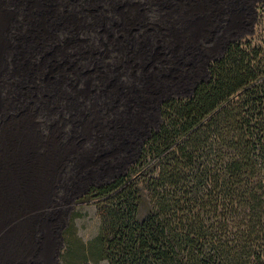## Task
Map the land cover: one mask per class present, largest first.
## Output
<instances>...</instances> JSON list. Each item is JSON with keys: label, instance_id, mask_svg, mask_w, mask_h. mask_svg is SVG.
Segmentation results:
<instances>
[{"label": "trees", "instance_id": "16d2710c", "mask_svg": "<svg viewBox=\"0 0 264 264\" xmlns=\"http://www.w3.org/2000/svg\"><path fill=\"white\" fill-rule=\"evenodd\" d=\"M160 112L128 172L85 195L102 198L104 258L264 264V32L229 42Z\"/></svg>", "mask_w": 264, "mask_h": 264}, {"label": "rangeland", "instance_id": "374dc122", "mask_svg": "<svg viewBox=\"0 0 264 264\" xmlns=\"http://www.w3.org/2000/svg\"><path fill=\"white\" fill-rule=\"evenodd\" d=\"M224 1L213 0L212 4L221 6ZM163 2L10 0V70L8 82L7 76L3 81L4 89L0 86V111L35 115L45 113V108H65L67 101L85 100L80 90L84 83L97 78L104 67L112 63L121 66L126 61L123 49L119 51L122 46L127 56L135 58L134 63H125L120 77L110 75L115 88L105 95L106 127L92 145L101 154L102 164L114 165L106 179L112 178L106 183L126 174L137 161L151 130L161 122V103L171 97L190 95L194 85L208 78V61H213L205 58L199 72L195 59L198 53H212L213 49L208 48L214 44L209 39L213 35H207L208 40L199 36L190 45L169 30L157 27L152 33L148 31L147 22L156 14L153 6ZM182 2L196 4L195 0ZM260 3L258 34L264 30ZM231 12L229 8L217 10L213 31L224 24L222 21ZM173 30L176 33L177 29ZM130 31L144 35L141 46L131 48L133 52L129 51L126 37ZM106 74L101 73L104 80ZM89 200L97 208L102 198ZM95 229L90 227L86 241L92 248L100 244V227L96 232ZM92 260L91 264H109L103 258L99 262Z\"/></svg>", "mask_w": 264, "mask_h": 264}, {"label": "crops", "instance_id": "0c3cea01", "mask_svg": "<svg viewBox=\"0 0 264 264\" xmlns=\"http://www.w3.org/2000/svg\"><path fill=\"white\" fill-rule=\"evenodd\" d=\"M182 1L154 5L156 14L153 20L148 18L147 27L151 33L157 27L169 30L190 45L199 36L213 35L209 39L214 44L208 49L214 52L195 55L199 72L205 58L220 57L231 40L258 34L262 0H225L221 6L212 4L213 0H195L192 6ZM218 7L232 12L213 31ZM10 8V0H0L2 90L10 70ZM142 36L136 31L126 34L129 51L141 46ZM120 50L126 61L102 68L97 78L84 83L80 90L85 100L67 101L65 108H45V113L35 115L0 111V264H91L92 259H106L102 243L92 248L86 242L92 225L95 232L98 227L101 230V220L85 195L92 186L112 178L106 179L114 165L102 164L92 143L106 127L105 95L115 88L110 75L118 78L125 63H134L124 47ZM102 72L107 73L106 80Z\"/></svg>", "mask_w": 264, "mask_h": 264}, {"label": "built area", "instance_id": "2783aa9c", "mask_svg": "<svg viewBox=\"0 0 264 264\" xmlns=\"http://www.w3.org/2000/svg\"><path fill=\"white\" fill-rule=\"evenodd\" d=\"M260 11L263 14L262 18L264 20V0H262V2L260 3ZM262 32H264V30H262Z\"/></svg>", "mask_w": 264, "mask_h": 264}]
</instances>
